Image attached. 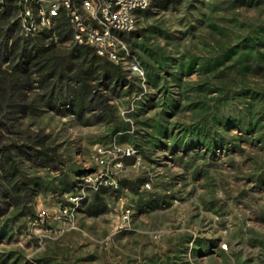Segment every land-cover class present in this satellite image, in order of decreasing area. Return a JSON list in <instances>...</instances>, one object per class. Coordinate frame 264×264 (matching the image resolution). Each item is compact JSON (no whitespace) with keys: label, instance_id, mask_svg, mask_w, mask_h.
<instances>
[{"label":"rangeland","instance_id":"obj_1","mask_svg":"<svg viewBox=\"0 0 264 264\" xmlns=\"http://www.w3.org/2000/svg\"><path fill=\"white\" fill-rule=\"evenodd\" d=\"M15 19L0 20V40ZM48 35L27 73L11 44L0 49V147L52 158L19 155L28 188L20 206L3 205L0 264H264V0H154L124 38L143 75L123 66V86L93 54L72 56L67 32ZM23 38L18 27L13 40ZM56 58L69 61L72 86L93 88L83 109L49 105L70 90L42 79ZM215 115L231 125L213 126ZM244 116L252 131L237 124ZM201 122L222 145L189 140ZM117 148L135 152L121 189L90 216L91 192L73 204L82 175L98 168L99 149L113 161Z\"/></svg>","mask_w":264,"mask_h":264},{"label":"built area","instance_id":"obj_2","mask_svg":"<svg viewBox=\"0 0 264 264\" xmlns=\"http://www.w3.org/2000/svg\"><path fill=\"white\" fill-rule=\"evenodd\" d=\"M154 0H0L2 8H11L18 21L21 34L35 38L43 33L53 34L60 20L65 19L71 28L72 42L93 48L95 53L116 65L126 66L133 74L143 75L136 58L130 54L125 36L137 28L141 13L152 8ZM131 148H117L114 159L106 151L98 150L97 169H87L82 175L79 196L73 203L88 200V192L104 189L117 192L121 189L120 173L124 170L125 156L134 154ZM70 209L64 207L62 214ZM130 209L122 213V221L131 223ZM219 248L228 249L227 243Z\"/></svg>","mask_w":264,"mask_h":264},{"label":"trees","instance_id":"obj_3","mask_svg":"<svg viewBox=\"0 0 264 264\" xmlns=\"http://www.w3.org/2000/svg\"><path fill=\"white\" fill-rule=\"evenodd\" d=\"M158 5L161 6V2H159ZM13 18H15V14L11 10V8H2L0 6V20L4 21L5 26H8ZM18 27V21L15 19L13 23L10 24L9 27H7V30H5V35L2 34L3 38L1 37L0 40V49L4 47H6L7 49L9 48L8 45L11 44V50L13 51V53L17 51L16 57L18 59V62L15 64V69L27 73V71H29L30 69V65H36L35 62L37 60H40L41 62L44 59L43 55L45 53V50H43V47L41 45V39L45 37L47 38L49 37V35L47 33H43L35 38H23V44L20 45L21 39L13 40V35ZM65 32H67L68 36L71 37V28L69 26V23L65 19H62L59 21L58 26L55 29V33L59 37H61ZM133 33L134 32L128 35L131 36L133 35ZM252 47L254 48L253 45ZM77 51H80L83 56L93 54L94 57L104 61L105 65L100 68L101 73H103V77L107 79L110 78L112 81H115L116 84H119L121 86L125 84L127 76L124 73L122 66L116 65L104 58L99 57L91 47L76 45L71 55L73 56ZM53 62L54 63L51 66L52 74L43 76V81H47L50 77L54 76L56 80L54 87L57 88L59 86L60 88L62 86V83H67L66 85L70 87V93L68 92L66 97L60 93H58L57 96L52 95L48 102L50 103L49 105L52 107H56L55 105L57 103H72L74 107L83 109L85 107L87 98L92 96L91 93L93 91V88L85 84V82H83L82 84L78 82L80 87L78 86L77 88H75V86L71 85V83H73V80L70 76L72 69L69 65V61H66L62 58H56ZM39 70L43 71L44 67L41 66ZM0 109L2 110V106H0ZM231 121L232 118H218L215 115L213 117L212 125L217 127H229V125H231ZM256 122H258V119L256 120ZM201 123L202 125L194 126V129L192 130L188 129V133L190 135L189 140L192 143L196 142L197 144L199 143L201 145H222V140L221 142L218 140V136L215 130L209 131L206 128L207 124L204 125L205 122ZM237 124H240L241 126L243 125L248 131H252V128L255 125H258L257 123L254 124L253 121H251V119H248L246 116L241 117ZM27 150H30L31 152L29 153ZM22 154H27L29 157H32L33 160L42 159L44 161H48L49 159H52L49 155V151L46 149H36L34 147L28 148V146L22 147L18 146L17 144L0 147V172L2 171V173H0V217L4 211V203H6V205L12 204L16 207L24 203L22 193L26 191L28 187L26 179L21 173V163L19 155ZM108 191L109 190L104 189L93 194V202L92 204H90L87 210L90 216H96L105 211L104 204L99 203L98 200H101V195ZM86 201L87 200L83 201V203Z\"/></svg>","mask_w":264,"mask_h":264}]
</instances>
